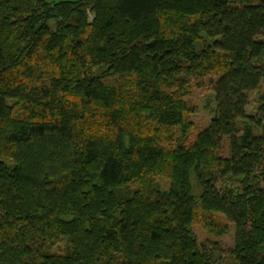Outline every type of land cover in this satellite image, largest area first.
Segmentation results:
<instances>
[{"label": "trees", "instance_id": "1", "mask_svg": "<svg viewBox=\"0 0 264 264\" xmlns=\"http://www.w3.org/2000/svg\"><path fill=\"white\" fill-rule=\"evenodd\" d=\"M198 223L264 264V0H0V264H216Z\"/></svg>", "mask_w": 264, "mask_h": 264}, {"label": "rangeland", "instance_id": "2", "mask_svg": "<svg viewBox=\"0 0 264 264\" xmlns=\"http://www.w3.org/2000/svg\"><path fill=\"white\" fill-rule=\"evenodd\" d=\"M48 1H60V0H48ZM192 103L196 106V111L194 114L190 116V119L196 124V131L202 127H205L209 124L210 120L214 116V108L216 106L215 98H214V90L213 85L209 80H206L203 85L197 86L193 88L191 94ZM253 101L249 108H253ZM251 108V112L252 111ZM195 132L193 133L194 136ZM230 231L227 235L223 237H218L209 233L201 223H198L194 226V231L198 237L199 241L210 240V244L212 242H218L224 251L221 254V259L217 261L216 264H231V259L226 253L225 249L234 245V235L235 228L233 224H229ZM213 244V243H212ZM211 244V245H212ZM227 247V248H226ZM212 248V247H211Z\"/></svg>", "mask_w": 264, "mask_h": 264}]
</instances>
